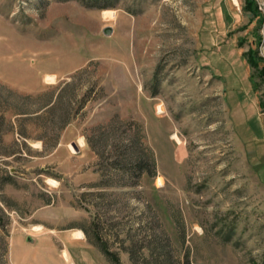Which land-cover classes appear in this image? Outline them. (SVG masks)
Segmentation results:
<instances>
[{
    "label": "rangeland",
    "instance_id": "obj_1",
    "mask_svg": "<svg viewBox=\"0 0 264 264\" xmlns=\"http://www.w3.org/2000/svg\"><path fill=\"white\" fill-rule=\"evenodd\" d=\"M44 91L0 125V264H264V0H0V111Z\"/></svg>",
    "mask_w": 264,
    "mask_h": 264
},
{
    "label": "trees",
    "instance_id": "obj_2",
    "mask_svg": "<svg viewBox=\"0 0 264 264\" xmlns=\"http://www.w3.org/2000/svg\"><path fill=\"white\" fill-rule=\"evenodd\" d=\"M62 1H67V0H62ZM79 1L82 5L86 6V7H97V8H101L104 6L108 5V2H110V0H77ZM114 0H111V2ZM249 66H256V62H252V60H248L247 61ZM252 79L253 75H251ZM25 98H32V96H24ZM36 97L39 98H43L44 102L43 104H41L39 107H37L33 112H27L24 109H21L19 107H12L8 104H3L4 105V109L3 111L1 110L0 112V125H2L3 123H5L7 126L11 125L12 122H10V120H7L6 117V113H10L12 114L13 117H15L17 120V122L20 123H25V121L28 120L29 117H46V116H52L54 115V109L57 105L61 104V91L59 92H49V91H44L41 92L40 94L36 95ZM67 106V104H66ZM70 112V110L68 111L67 108L63 109L61 112V115H68ZM69 124V120L66 118H59V119H54V120H49L47 122H44L41 126H43V130L44 132H46L47 134H49V138L48 140L50 141L49 145L46 146L48 151H51L53 149H55V147L57 146L60 136H61V132L65 129V127ZM21 126V124L19 125ZM9 129H7V131H9ZM17 133L19 134L20 137L24 138V139H30V135L29 133L25 130V129H18ZM40 139H45L47 138V136H39ZM45 145V143H44ZM9 157L11 155H6V154H0V157ZM141 170L142 169V165H138L137 166V170ZM97 245L99 246L100 250L102 251L103 254H105L108 257H111V254L108 253V251L105 249V247L103 246V244L97 239Z\"/></svg>",
    "mask_w": 264,
    "mask_h": 264
},
{
    "label": "bare ground",
    "instance_id": "obj_3",
    "mask_svg": "<svg viewBox=\"0 0 264 264\" xmlns=\"http://www.w3.org/2000/svg\"><path fill=\"white\" fill-rule=\"evenodd\" d=\"M49 79H54V76H48V80H49ZM156 111H157L158 114L162 113V112H163V107H162V105L159 104V105L157 106V110H156ZM171 137H172L176 142H179V143H180V139H179V137H178V135H177L176 133H173ZM158 183H159V185H162V183H161L160 180L158 181ZM36 228H37V229H40V226H37ZM75 238H76V239H82V238H83V233L80 232V231L76 232V233H75ZM63 257H64L65 259L68 258V254H67L66 251H63Z\"/></svg>",
    "mask_w": 264,
    "mask_h": 264
},
{
    "label": "water",
    "instance_id": "obj_4",
    "mask_svg": "<svg viewBox=\"0 0 264 264\" xmlns=\"http://www.w3.org/2000/svg\"><path fill=\"white\" fill-rule=\"evenodd\" d=\"M104 35H110L112 33V29L110 27H106L102 30Z\"/></svg>",
    "mask_w": 264,
    "mask_h": 264
}]
</instances>
